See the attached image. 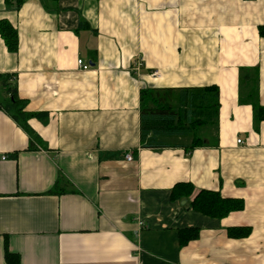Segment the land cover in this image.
<instances>
[{"label":"crops","instance_id":"crops-1","mask_svg":"<svg viewBox=\"0 0 264 264\" xmlns=\"http://www.w3.org/2000/svg\"><path fill=\"white\" fill-rule=\"evenodd\" d=\"M1 20L19 48L0 35V76L42 117L30 134L0 80V264L6 247L21 264H264V119L254 129L240 82L257 68L264 106V0H0ZM211 84L219 128L203 145L141 146L142 88ZM178 182L244 208L209 217L171 200ZM186 228L200 236L181 246Z\"/></svg>","mask_w":264,"mask_h":264},{"label":"trees","instance_id":"trees-1","mask_svg":"<svg viewBox=\"0 0 264 264\" xmlns=\"http://www.w3.org/2000/svg\"><path fill=\"white\" fill-rule=\"evenodd\" d=\"M260 33L264 37L263 26L260 28ZM0 35L10 51H18V34L6 20L0 21ZM8 79V76H0L7 95L5 102L1 101V104L17 122L30 132L27 121L31 117L41 118L42 113L26 112L24 110L26 102L16 95L15 88L11 86ZM240 80L242 85H246L248 88L244 95L246 100H242V102L252 104L254 129H257L258 122L264 119V106L261 105L258 95V69L254 67L240 68ZM219 117L220 89L215 84L181 88L144 87L140 91L141 146L149 149H162L175 146L169 143L173 137L185 138L188 136H191L192 139L188 148L203 145L205 132L207 134L209 131L218 130ZM56 187L57 184L51 192L56 193ZM193 194L194 186L190 182H178L171 189V200L186 199L192 210L218 219H223L231 212L244 208L242 199L223 197L219 191L201 189L192 197ZM228 233L233 238L247 237L251 233V227H230ZM199 236L200 229L198 228H186L179 231L181 246L187 245L191 240L198 239ZM5 258L8 264H21L19 255L10 252L7 247Z\"/></svg>","mask_w":264,"mask_h":264},{"label":"built area","instance_id":"built-area-1","mask_svg":"<svg viewBox=\"0 0 264 264\" xmlns=\"http://www.w3.org/2000/svg\"><path fill=\"white\" fill-rule=\"evenodd\" d=\"M77 65L79 66V67H81L83 70H87L89 67H90V65L89 64H86L82 59H78L77 60ZM153 76H158L159 74H158V72H155L154 71V74H152ZM238 144H243L244 142H243V140L242 139H237V141H236ZM126 158H127V160H129V161H131L132 159H133V156H132V154L131 153H129V154H127L126 155Z\"/></svg>","mask_w":264,"mask_h":264},{"label":"water","instance_id":"water-1","mask_svg":"<svg viewBox=\"0 0 264 264\" xmlns=\"http://www.w3.org/2000/svg\"><path fill=\"white\" fill-rule=\"evenodd\" d=\"M186 203V201L184 200V201H182V204H185Z\"/></svg>","mask_w":264,"mask_h":264}]
</instances>
